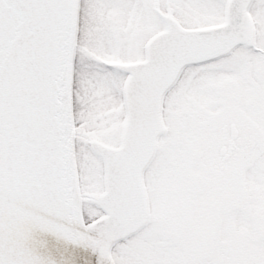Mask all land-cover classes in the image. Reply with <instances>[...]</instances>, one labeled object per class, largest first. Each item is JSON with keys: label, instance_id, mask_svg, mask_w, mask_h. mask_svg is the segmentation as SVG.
<instances>
[{"label": "snow or ice", "instance_id": "1", "mask_svg": "<svg viewBox=\"0 0 264 264\" xmlns=\"http://www.w3.org/2000/svg\"><path fill=\"white\" fill-rule=\"evenodd\" d=\"M0 264H264V0H0Z\"/></svg>", "mask_w": 264, "mask_h": 264}]
</instances>
